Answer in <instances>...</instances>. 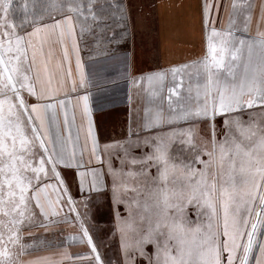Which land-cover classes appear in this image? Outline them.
Masks as SVG:
<instances>
[{
	"label": "snow or ice",
	"instance_id": "obj_1",
	"mask_svg": "<svg viewBox=\"0 0 264 264\" xmlns=\"http://www.w3.org/2000/svg\"><path fill=\"white\" fill-rule=\"evenodd\" d=\"M221 6L216 0H204L201 5L210 59L205 56L202 61L206 78L202 86L196 85L194 104L173 102V97L181 99L184 72L190 65L174 66L169 70L174 85L168 89L169 108L172 109L170 119L183 121L187 127L159 134L156 126L163 123L165 118L157 112L151 119L146 117L144 123L138 126L148 134L141 137L139 133L133 134L130 131L123 141H113L101 149L90 117L86 130H83V141L80 129L73 140L71 124L75 120V106L72 117L65 110L63 125L59 123L60 111L66 109L71 93H75L84 83L75 22L87 14L91 17L92 27L103 31L110 27L108 21L113 18L104 14L105 9H119L118 26L126 33L127 20L131 19L130 10L125 14L126 5L123 0H106V3L99 5L96 0H66L65 4L59 6L61 10L57 18L51 11L37 14L36 0H0V94H12L0 98V213L10 217L7 223L0 221L8 231V240L4 239L5 233L0 231V257H3L0 264H21L19 260L11 259L12 254L7 245L19 239L14 228L22 223L26 213L30 217L34 216V209H38L47 223H55L58 221L48 220V217L57 215V210L65 205L69 212L76 213L81 238L90 246L89 255L96 264H104L73 200L71 185L58 168L64 165L67 171L79 177L80 203L87 208L93 195L99 196L97 184L100 182V174L96 169L81 164L84 151L88 150L89 160H102V155L98 153L110 154L113 147L122 153L119 157L120 168H113L109 163L108 174L113 177L110 188L112 211L116 229L121 236L125 264H134L129 249L137 251L142 257H148V264H161V253L163 264H251L252 258L255 264H264V241L258 243L256 240L258 226L264 224V60L252 68L251 73L248 65H245L244 76L239 84L228 79L235 78L233 65L227 67V77L221 79L220 69L225 68L223 53L227 41H221L219 46L214 43V37L223 36L224 33L216 29L212 16L215 10L216 19L219 18ZM236 7L234 3L233 9ZM244 7L248 9V15L242 22L243 30L246 31L251 23L253 5L245 4ZM17 10L23 13L19 23L12 19ZM260 23H264V4L261 5L258 27ZM209 25L210 33L207 31ZM235 26V21L230 18V27ZM57 30L61 39L65 36L72 38V47L77 52L79 82L73 79L70 86L67 83L71 77L70 67L55 83L51 78L42 80L39 73L33 77L27 72H21L19 68L22 60L29 69L35 63L37 49L33 44L34 38L41 33H56ZM85 30L81 26L80 34L83 35ZM87 30L91 31V28ZM228 36L231 38V32ZM260 36L264 42V32ZM244 43L241 39L240 45ZM29 48H32L31 62L28 59ZM237 51L239 49L232 51L234 58ZM67 57L68 50L65 48L64 58ZM165 75L164 72L152 73L146 79L149 82L163 81ZM144 79L140 77V80ZM37 83L40 84L39 90ZM25 90L28 95L36 98L35 103H28L23 94ZM187 91L189 95L184 99L190 101L192 87L189 86ZM79 101H83V115L88 116V96L79 97L77 104ZM5 104L7 116L15 117L14 120L6 118ZM177 108L179 111H176ZM41 110L44 113L51 110V121L55 124L54 140ZM245 114L248 115L247 120L243 118ZM219 120L223 122L220 130L223 139H218ZM26 126L30 128L31 136L26 134ZM201 131L203 136H200ZM173 140H178L175 157L170 155ZM70 143L80 145L79 157L74 147L68 150ZM145 147L150 150L145 151ZM137 149H140L139 153ZM185 152L191 155L185 156ZM204 155H207V159L202 158ZM196 164L202 167L196 168ZM82 167L84 171H76ZM152 169H155V175ZM49 172L56 178L55 185L43 182L48 179ZM89 172L92 173L90 181ZM141 178L145 184L151 182L154 186L150 192L159 210L158 218L154 223L149 221L147 230L137 228L135 239H128L127 231L133 225L121 215L120 206L123 204L125 210L129 211V202L123 198L124 194L141 190L139 184L133 187L130 183ZM103 187L108 189L107 184ZM49 190L55 193L54 198ZM190 211L195 212V221L189 220ZM202 215L209 218L206 229L200 223ZM188 223H195L196 227L189 228L186 226ZM149 243L156 247L155 261L145 251ZM254 246L259 249L258 252H254Z\"/></svg>",
	"mask_w": 264,
	"mask_h": 264
},
{
	"label": "crops",
	"instance_id": "obj_2",
	"mask_svg": "<svg viewBox=\"0 0 264 264\" xmlns=\"http://www.w3.org/2000/svg\"><path fill=\"white\" fill-rule=\"evenodd\" d=\"M123 2L126 5L124 8L125 14L129 10L131 13V19H128L126 23V33L124 29L121 31V27L117 34H114L112 30L111 36L103 38L107 42L102 41L96 45L97 47L103 46V48L95 50L92 47L95 43L91 46V43L85 37L81 38L80 44L87 49L81 48L79 46V37L76 35L78 48L80 47L78 54L84 73V83L77 88L75 93H71L70 107L74 109L75 106V118L77 119V121L74 120L73 122L74 126L71 124V134L76 135L77 130L80 129L82 142L83 130H86L90 117L94 134L98 138L101 149L107 142L126 139L130 131L131 133L140 131L141 128L138 126L144 123L146 117L151 119L157 112L164 116L165 119L162 124H165V126L174 123L175 120L169 118L172 109L169 108L168 100V89L174 86L173 75L168 71L175 64H183L185 62L183 59L186 57L190 58L192 56L194 59L190 60L194 62L197 59L203 61L205 56H209L210 59L206 31L201 18V5L204 0H123ZM209 2H212V0H209ZM216 2L222 6H233L234 3L237 5L236 9H233L231 13H224L223 10L221 12L219 10L218 19H216L217 13L215 10L212 16L214 20L223 19V22H227L230 18L235 21L236 26L234 28L230 26L221 28L220 25H217L216 29L224 33V35L216 36L217 39H215L214 43L219 46L221 41H227L224 45L225 52L223 53L225 68L220 69L221 79L227 77V67L233 65L235 66V78L233 80V78L228 77V79L239 84L244 76L245 65H248L250 73L251 69L254 68L252 63L255 59V54L258 56L263 51L262 60H264V42H262L260 36V33L264 32V23H260L259 27L257 26L261 5L264 4V0H216ZM134 4H146L148 6L151 4L157 8L158 12L136 11L135 14H132L131 10ZM245 4L253 5L251 23L246 31L243 30L242 25L245 16L248 15V9L244 7ZM160 7L161 11H159ZM220 14L222 15L220 16ZM134 19L138 23L136 27L132 23ZM178 21H183V23L179 24ZM48 22L50 23L51 21ZM75 27L77 28L76 23ZM147 30L152 32L154 38L151 40L147 36ZM229 32H231V38L228 36ZM241 39L245 41L244 45H240ZM181 40L190 46L188 52H186V48L183 49V53L177 52L176 42ZM151 42L154 43L151 44ZM33 44L37 49L35 63L29 69L28 65L22 60L19 63L21 72H27L33 77L39 73L42 80L51 78L55 83L70 67L71 77L68 78V85L70 86L73 79L79 82L80 71L77 69L76 64L77 52L72 47L71 37H68L69 53L67 59L64 58V50L66 48L64 39L59 37L58 30L50 35L41 33L34 38ZM191 45L195 48L193 47L192 49ZM236 49H239V51H237L234 58L232 51ZM86 57L88 58L85 59ZM31 58L32 48L28 54L29 62H31ZM200 63L198 67L201 71H199L201 78H204L202 80L203 85L206 74L204 73L202 62ZM197 69L196 67L192 75H189L191 70H185L183 77L184 86L191 77L194 78L196 76ZM160 72L166 73L163 81L154 80L149 82L146 79L149 74ZM142 76L145 79L139 82V92L141 91V93L138 99V82H135V79L139 80ZM36 86L39 90L40 84L37 83ZM147 87L151 88L148 89ZM149 90L154 94L150 103L145 98L146 92L148 93ZM185 91L183 87L180 93L181 99L178 100L173 97L174 104H186L184 102ZM4 95H7V93L0 94V98H3ZM24 95L29 104L36 102V98L28 95L26 90ZM84 95L88 96L90 109L88 116L83 115V101H79V104H77L78 98ZM159 96L161 97V102L158 100ZM63 98L64 96L61 94V99ZM13 102H15L14 97ZM71 108L68 109L69 113L73 111ZM64 111V109H61L59 114V123L61 125H63ZM5 114L7 119H15V117L7 116V104H5ZM41 115L44 117L48 131L54 139L55 124L51 121V110H48V113H44L41 110ZM159 127L160 125L156 126V129ZM73 140H75L74 137ZM73 147L77 157H79L80 145L70 143L68 150L71 151ZM102 154L98 153V155ZM81 164L86 165L88 168L96 169L100 174V181H103V156L102 160L95 158L89 160L88 150L85 149ZM84 170L85 168L82 167L76 171ZM88 175V179L91 180L92 173L89 172ZM261 241H264V224L260 226L257 237V242ZM258 251L259 249L255 247L254 252ZM251 264H255L254 258H252Z\"/></svg>",
	"mask_w": 264,
	"mask_h": 264
},
{
	"label": "rangeland",
	"instance_id": "obj_3",
	"mask_svg": "<svg viewBox=\"0 0 264 264\" xmlns=\"http://www.w3.org/2000/svg\"><path fill=\"white\" fill-rule=\"evenodd\" d=\"M50 5H57L59 2L56 3V0H47ZM56 3V4H55ZM220 12L223 10L224 13H231L233 11V6H221ZM131 8V7H130ZM161 7L159 8V11H161ZM38 11V10H37ZM132 14H135V12H150L155 13L158 12L157 8L152 6L151 4H134L132 6ZM167 12V10H166ZM16 16H20V10L16 11ZM37 14H43L42 12H37ZM222 14H220L221 16ZM18 17L19 19L22 18ZM59 17V16H56ZM18 18H12L17 23H19ZM223 19L215 20V27L217 28V25H220L221 28L230 26V20H227V22H223ZM77 26L76 35L79 37V46L81 48H84L86 50L87 48L80 44V40L82 37H85L80 34V28L77 23L75 22ZM133 25L136 27L137 22L134 19ZM178 23H183V21H178ZM166 24V22H165ZM195 27V25H194ZM30 29H25V31H29ZM208 32H211V25L208 27ZM147 36L150 38V40L153 37L152 32L150 30H147ZM65 47L68 50L69 53V45H68V37L65 36L64 38ZM217 39V37H214V41ZM78 41V39H77ZM143 41V39H142ZM154 42H151L153 44ZM67 44V45H66ZM147 44V43H146ZM187 46V47H186ZM189 45L184 43L183 40L176 42V50L177 52H184V48H186V52H188ZM193 49V45H191ZM80 48V47H79ZM195 48V47H194ZM31 48L28 50V54L30 53ZM263 51L260 52V54H255V59L252 63L254 67H257L263 58ZM253 54V56H254ZM156 56V54H155ZM261 56V59H260ZM86 57L85 59H87ZM194 59L192 56L190 58H185V62L183 64H175L174 66H182L185 64H189L190 67L188 70H191V73L189 75H192L195 71V68L197 67L199 69V65L201 64L200 60L197 59L196 62H194ZM260 59V60H259ZM177 63V61H175ZM197 72L200 71V69ZM171 72V71H168ZM167 72V73H168ZM201 72V71H200ZM204 78H201V74L199 76H195L194 78L191 77L189 82L185 83V98L189 95L187 89L189 86L192 87L193 91L191 93L192 99L189 101L187 99L184 100L185 103H195V89L196 85L199 84L202 86V80ZM134 80V79H133ZM135 82H138V92H139V82L140 79L136 80ZM134 84V83H133ZM148 89L151 87H147ZM137 90V89H135ZM141 91L137 94L138 99ZM151 93V94H149ZM24 94V93H23ZM7 95H12L11 92H8ZM152 97H154L153 92L150 90L148 93L146 92V99L150 102H152ZM15 99V98H14ZM161 102V97L159 96L158 99ZM71 102H68L66 110L68 112V109L70 107ZM73 109V108H71ZM176 111H179V109H176ZM171 114L169 118L172 115V111H170ZM69 117L71 118L73 115V111L71 113L68 112ZM245 120L248 119V115L245 114L243 117ZM24 117H22V120ZM14 120V119H13ZM75 121L77 119L75 118ZM166 123V122H165ZM72 125L74 126L73 122ZM187 125L183 121H174V123H170V125L160 124V127L156 129V132L159 134H167L172 132L173 130L178 131L181 128H185ZM218 131H220L223 128V122L222 120H219L217 123ZM73 129V128H72ZM170 129V130H168ZM26 134L31 136L30 128L27 126L25 127ZM72 133V132H71ZM133 134L139 133L141 137L148 134L145 133L140 129V131H134ZM75 138L76 135L72 134ZM204 133L201 131L200 136H203ZM55 139V138H54ZM53 139V140H54ZM125 139V138H124ZM218 139H223V132L220 131V135L218 136ZM115 141H123V140H115ZM199 141V138H198ZM111 142H107L105 144H111ZM178 143V140H173L172 148L170 151V155L172 157H175L177 155L175 151V145ZM72 144V143H71ZM104 144V145H105ZM145 151H148L147 147L144 148ZM137 153H139L140 149L136 150ZM122 155L121 152H119L115 147L112 148L111 153H103V165H102V177L103 181H100L97 184V190L99 192V196L97 197L95 194L92 197V202L87 205V208L84 207V204L80 203L81 196L79 195V188H78V176H74L72 172L67 171L66 167L64 165H61L60 168H58V171H61L63 178L71 185V192L73 195V200L76 202V207L79 210L82 219L84 220L90 235L93 237L98 251L101 255V258L104 262V264H125V255L121 248V236L120 232L116 229L115 226V217L114 213L112 211V194L110 191L111 184L113 177L108 174V167L109 163L112 164L113 168H120V159L119 157ZM190 153L185 152V156H190ZM203 159H207V155H204L202 157ZM36 162L38 163V156L36 157ZM196 168H201L202 165L196 164ZM155 175V173L153 174ZM89 176V175H88ZM43 178V174H42ZM90 181V179H89ZM44 183H51L56 184V178L49 172L48 179H44ZM133 187H135L137 184L140 185L141 190L137 191H128L124 194V199L129 202V211L125 210V206L121 204L120 206V212L121 215L125 218H128L132 221V224L135 225L137 228H142L143 230H147L149 221L155 222L158 218V209L154 204V196L151 194L150 190L153 188L152 185L148 182L145 184L143 179L137 180L135 182H131ZM104 184L108 185V189H105L103 187ZM177 187H179V181H177ZM87 183L85 185V193H87ZM148 193H146V192ZM142 196H141V193ZM49 194L54 198L55 193L51 192L49 190ZM43 199V197H42ZM145 202H147V207H145ZM34 203V201H33ZM34 212L36 213L34 216H29L28 213L25 214V218L22 221V223L14 228L15 231L18 233L19 239L15 243L9 242L7 245L8 250L11 252V259L13 261L19 260L21 264H96L95 260L91 255H89L90 246L86 243L84 239H82L81 234V228L80 223L75 219L76 213L75 212H69L68 206L65 205L62 209L57 210V215H50L48 217V220L51 221H58L55 223H47L44 218L39 214L38 209H34ZM190 213V214H189ZM195 212L190 211L188 212V217L190 221H195ZM192 215V217H191ZM143 218V219H142ZM10 217H5L2 213H0V221H3L4 223H7ZM47 223V226L45 227V224ZM186 226L189 228H195V223H188ZM260 226H258L257 234H256V240L258 237ZM9 227H12L9 225ZM203 228L205 229L206 226L203 225ZM0 231L4 232V239L8 240V231L7 228L4 227V224H0ZM127 237L129 239H135V236H130L131 231H127ZM223 239V237H221ZM246 240V236L244 238ZM255 250V246H254ZM146 253L151 256L153 261L156 259V247L149 243L145 246ZM130 255L134 257V264H148V257H142L139 255L137 251H134L132 249H129ZM173 254H175V251L173 250ZM242 254V250H241ZM226 256V254H225ZM0 259H3V257H0ZM25 259V260H23ZM161 264H163V253H161L160 256ZM252 261V259H251ZM238 264V262H237Z\"/></svg>",
	"mask_w": 264,
	"mask_h": 264
},
{
	"label": "trees",
	"instance_id": "obj_4",
	"mask_svg": "<svg viewBox=\"0 0 264 264\" xmlns=\"http://www.w3.org/2000/svg\"><path fill=\"white\" fill-rule=\"evenodd\" d=\"M57 2H59V4H57V5H50V3L47 1V0H36V3H37V5H38V7H37V12H42L43 14H45V12H47V11H51L52 12V15H54V16H59V12H60V5H62V4H65L66 3V0H56V3ZM55 3V4H56ZM96 3H97V5H99V4H102V3H106V0H96ZM55 7V10H53V8ZM97 10H99V9H97ZM16 12H14L13 13V15H12V18H18V17H21V16H23V13L20 11V16H16V14H15ZM113 13H115V15H113ZM119 13H120V10L119 9H111V8H107V9H105V12H104V14H106V15H109V16H112L113 18L110 20V21H108V23H109V25H110V27H108L106 30H103V31H101V29L100 28H97V27H92V20H91V17L90 16H88L87 14H85L84 16H82V17H80L78 20H77V23H78V25H79V28L81 27V26H84V28L86 29L85 30V32H84V35L83 36H85V38L91 43V46L93 45V43H95V45L94 46H92L93 47V50H95V49H102L103 48V46H101V47H97L96 45L98 44V43H100V42H107V41H104L103 40V38H105V36H111V33H112V30H113V32H114V34H117L118 32H119V30H120V27L118 26V18H119ZM19 19V18H18ZM22 18H20L19 19V21L21 20ZM89 28H91V31H88L87 29H89ZM123 29L121 28V31H122ZM152 171V174H154L155 173V169H152L151 170ZM150 183V185H152L151 184V182H149ZM153 186V185H152ZM154 187V186H153ZM146 192V191H145ZM141 193V192H140ZM147 193V192H146ZM148 194V193H147ZM141 196H142V193H141ZM190 214V213H189ZM195 214V213H194ZM191 217H192V215H191ZM195 217H196V214H195ZM208 216H206V215H202L201 217H200V223H201V226H202V228H203V225H205L206 226V228H207V223H208ZM130 220V219H129ZM130 222H131V224H132V221L130 220ZM133 225V224H132ZM188 227V226H187ZM205 228V229H206ZM136 229H137V227H136V223H135V225H133V228L132 229H130V230H128V231H131V235L130 236H135L136 237V235H137V232H136ZM128 233V232H127ZM128 236V235H127ZM128 239H129V237H128ZM175 255V254H174ZM139 264V263H138Z\"/></svg>",
	"mask_w": 264,
	"mask_h": 264
}]
</instances>
